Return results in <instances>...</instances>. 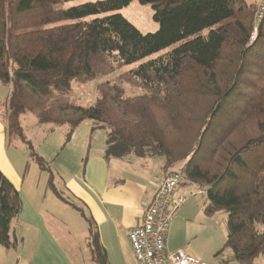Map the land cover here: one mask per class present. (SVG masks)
Returning <instances> with one entry per match:
<instances>
[{"label":"trees","instance_id":"1","mask_svg":"<svg viewBox=\"0 0 264 264\" xmlns=\"http://www.w3.org/2000/svg\"><path fill=\"white\" fill-rule=\"evenodd\" d=\"M72 1L0 0V83L11 85L6 134L24 143L43 170L20 123L26 113L40 124L68 125L67 141L85 121L108 129L107 158L163 157L166 168L186 161V181L206 190L205 214H227L224 249L234 261L254 264L264 256V17L250 44L256 4L102 0L56 8ZM134 1L152 7L157 32L144 34L120 14ZM60 22L71 23L46 28ZM135 64L123 78L148 93L127 97L119 83L107 81L91 106L64 98L74 81ZM49 187L62 198L52 178ZM20 211V194L0 171L6 249ZM86 220L93 261L109 264Z\"/></svg>","mask_w":264,"mask_h":264},{"label":"crops","instance_id":"2","mask_svg":"<svg viewBox=\"0 0 264 264\" xmlns=\"http://www.w3.org/2000/svg\"><path fill=\"white\" fill-rule=\"evenodd\" d=\"M256 1L257 0H246L249 5H255ZM77 128L75 129L76 131L74 130L76 133ZM98 130L99 129L92 128V135ZM6 131L7 123L5 121L0 123V144H5ZM74 132L73 134H75ZM104 139V147L100 145L93 154L87 153L84 157L82 155L84 167L82 172L78 174L82 175L81 181H79L82 192H79L76 186H74L75 192H73L72 189H66L65 183L61 179H56V175H52L50 167L45 169L48 175H39V182L36 187H34L33 183H29V185L26 183L29 176H23V180L20 178L13 180L15 175H6L0 166V171L13 184L21 198V211L11 223V240L14 244L18 245L20 240L24 242L25 239L28 238L35 241L40 250L33 253L30 264H45L42 260L49 261L46 264H75L72 262L71 257L65 255L58 247V245L62 246L57 237V229L60 227L61 223L59 222L58 213H56L53 208L46 207L45 203L49 200L48 194H51L53 198L62 204L76 211L78 210L85 220L86 218H90L95 224V231L98 233L103 245H106L104 228L107 227L110 230L111 240L109 244L113 245V256H115L114 259L116 264H137L128 233L142 222L145 209L151 201L157 186L176 169L173 170L172 167L166 168L165 159L160 157L163 161L159 168L160 173L157 178L153 179L148 176L145 183H140L136 180L135 175H150L149 167L146 163H143L144 160L154 159L156 157L139 158L134 155H129L125 158H107V135ZM72 141L73 140H69L70 143L68 145L71 146ZM93 143L91 137L87 147L91 148ZM132 156L138 158L142 162H137V159H133ZM40 157H42L45 162H50L51 156H45L43 154ZM6 163H10V161L7 159ZM1 164L0 162V165ZM182 166L183 165H181V167ZM122 175L133 176H131V179L124 178ZM50 178H52L53 185L63 200L50 189ZM26 186L27 191L25 190ZM59 186L66 191L65 193H67L69 197L64 196L61 190H59ZM185 191L186 189L183 188L182 192L185 193ZM79 193L81 196H78ZM203 195H206V192ZM70 197H83L90 217H87L88 215L86 216L83 210L70 199ZM189 201L176 212L172 220L167 238V250L169 252L185 250L192 256L208 261L211 264H241L233 260V252L231 249H229V253H225V251L228 250L224 249L227 237L223 238L222 230H218L219 232L215 239L211 238L204 241L201 238L200 228L213 229V227L210 226V224H212L210 223L211 220H205L203 216L205 215L206 219H212L215 214L213 216H207L205 214L204 210L206 203L201 205L199 202L194 201L189 203ZM115 209L119 210L118 219L113 216V211ZM195 224H199L200 228L195 227ZM44 244L46 247L43 246ZM54 245L59 253L55 252L56 254H54L53 252L46 251L53 249ZM87 246L90 259L93 261L89 244ZM10 249H12V247ZM10 249H8L6 253L7 259L12 256V253L9 251ZM222 249H224L223 252L217 255ZM107 256L109 264H113L109 252H107ZM261 260H264V256L256 258L254 264H264V261Z\"/></svg>","mask_w":264,"mask_h":264},{"label":"rangeland","instance_id":"3","mask_svg":"<svg viewBox=\"0 0 264 264\" xmlns=\"http://www.w3.org/2000/svg\"><path fill=\"white\" fill-rule=\"evenodd\" d=\"M96 1L102 0H75L72 2L61 4L56 8L67 9ZM120 14L123 15L130 23H132L138 30H140L144 34L155 33L159 28L158 24L153 20V10L150 5H141L139 2L134 1L130 6L121 10ZM69 23L71 22H60L57 24L49 25L46 28ZM164 53L166 52L156 54L152 56V58H156ZM138 65L139 64L128 67L114 68V71L112 73L101 76L100 78L87 83L74 81L72 82L71 90L69 92H64H68V94H66L64 98L66 100H69L76 106H91L96 102L98 98L99 86L107 81H110L112 83H119L124 89L125 96L127 97H136L138 95L148 93V91H145L144 89L136 86V83L133 84L132 82H127V80L123 78V75L125 73L129 72L133 68H137ZM10 94L11 85L0 83V123H3L5 121L7 123L8 121L6 109L8 106ZM20 123L24 128L27 139L33 145L36 154H38L39 156L43 154L45 156H51L50 162L45 163L46 168L50 167L52 175H56V179L58 180L61 179L65 183L66 189H72V191L75 192L74 186H76L77 189H79V192H82L79 182L81 181L82 175H78L82 172L84 167L82 159L87 153L93 154L97 150V147H99L100 145L104 147V138L109 130L98 128L99 130L92 135L91 130L92 128H95V123L93 121H85L77 128L78 135L76 132H74L75 134L71 136L70 140L73 141L70 146L68 145L70 142L66 140V135L71 131L68 125L54 126L50 124H40L36 116L32 113L24 114L20 118ZM91 137L92 142L94 143L92 144L91 148H88L87 146ZM29 152L30 151L24 143H22L18 139H10V137L6 134L5 144H0V162L2 163L0 166L6 175H15V178H13V180H16L17 178L23 180V176H29V179L26 180V183H28V185L29 183H33L34 187H36L39 182V175L46 176L48 175V172L39 167L37 162L30 156ZM7 159L10 161V163H6ZM133 159H137V162H142L138 158L133 157ZM162 161L163 159L160 157L144 160L143 163H146L148 165L150 175H135L136 180H138V182L140 183H145L148 176L150 178L156 179L158 174L160 173L159 168L161 167ZM184 164H186V161L178 163L175 167H172V169H178L181 167V165ZM131 176L133 175H122V177L124 178H131ZM27 186L25 187V190ZM59 188L64 196L69 197L68 194L65 193V190H63L60 186ZM78 196H81V194L79 193ZM48 197L49 200L45 203L46 207H51L55 210L56 213H58L59 222L61 223L60 227H58L57 229V237L63 246L62 247L61 245H58L60 250L65 255H69L72 259V262H74L75 264H95L90 259V253L87 246L90 242V240H88L89 223L87 222V220L83 218L78 210L76 211L73 208L62 204L61 202L53 198L51 194H48ZM70 199H72L83 210L86 216L88 215L87 217H90V213L87 210V206L84 203L85 199H83V197H70ZM194 201L199 202V204L201 205H204L206 203V195L194 196L190 198L189 203H192ZM113 216L114 218L118 219V209H115L113 211ZM203 219L211 220L210 223L212 224H210V226L213 227V229L200 228L199 224H195V227L200 228L201 238L204 241H207L211 238L215 239L220 230H222L223 238L227 237L228 227L226 213H216L212 218L213 220L211 218L206 219V216L204 215ZM217 225L219 226V229ZM104 232L106 236V245H103L102 243L101 244L103 245V247L105 246L106 251L109 252V256L113 264H116V261L114 259L115 256H113V245L109 244L111 240V232L107 227L104 228ZM19 242L20 243H18V245L13 243L12 249L9 250L10 253H12V256L8 259L6 258L8 249L0 246V264H30L33 253L35 251H38L39 247L38 245H36L35 241L28 238L25 239L24 242L21 240ZM43 246L46 247L45 244ZM46 251L53 252L54 254L59 253L55 245L53 249ZM229 252V249L225 251V253ZM42 262L46 264L49 261L42 260Z\"/></svg>","mask_w":264,"mask_h":264},{"label":"built area","instance_id":"4","mask_svg":"<svg viewBox=\"0 0 264 264\" xmlns=\"http://www.w3.org/2000/svg\"><path fill=\"white\" fill-rule=\"evenodd\" d=\"M263 17L264 0H257L250 44L257 38V24ZM183 188L186 189L185 193L182 192ZM205 192L202 186L186 181L183 166L172 171L157 186L142 222L128 233L137 264H211L185 250H167V238L177 210L190 198Z\"/></svg>","mask_w":264,"mask_h":264},{"label":"bare ground","instance_id":"5","mask_svg":"<svg viewBox=\"0 0 264 264\" xmlns=\"http://www.w3.org/2000/svg\"><path fill=\"white\" fill-rule=\"evenodd\" d=\"M254 25H255V23H254Z\"/></svg>","mask_w":264,"mask_h":264}]
</instances>
